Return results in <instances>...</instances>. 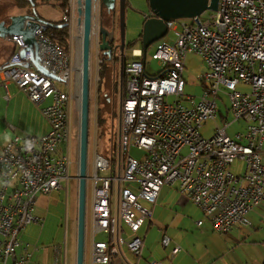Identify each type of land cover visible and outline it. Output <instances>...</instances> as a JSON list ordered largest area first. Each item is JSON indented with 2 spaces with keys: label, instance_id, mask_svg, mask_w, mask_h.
Masks as SVG:
<instances>
[{
  "label": "built area",
  "instance_id": "1",
  "mask_svg": "<svg viewBox=\"0 0 264 264\" xmlns=\"http://www.w3.org/2000/svg\"><path fill=\"white\" fill-rule=\"evenodd\" d=\"M75 10L70 0L60 23L27 19L36 47L29 48L21 35L4 37L18 49L0 71L1 85L8 90L14 83L33 103L43 104L50 131L15 136L0 153V264L31 263L33 252L21 234L32 223L42 224L35 214L39 196L65 189L74 178L75 67L70 48L61 45L54 29H67L72 38ZM207 12L198 21L166 22L167 35L175 39L158 47V76L148 75L140 49L132 50L124 67L117 156L94 148L88 174L93 190L90 264H115L124 248L141 258L145 238L140 231L153 214L142 202L156 206L166 185H177L223 234L250 226V213L264 202V0H218L217 10ZM100 44V52L93 54L97 93L106 62ZM190 53L208 66L199 100L184 92ZM241 84L251 90H239ZM222 95L229 97L227 116L246 122L245 135L232 138L228 122L212 137L201 134L206 121L224 116ZM133 147L144 153L141 160L131 154ZM237 160L245 163L239 176L232 172ZM59 249L56 264H65ZM181 250L176 246L173 253Z\"/></svg>",
  "mask_w": 264,
  "mask_h": 264
},
{
  "label": "rangeland",
  "instance_id": "2",
  "mask_svg": "<svg viewBox=\"0 0 264 264\" xmlns=\"http://www.w3.org/2000/svg\"><path fill=\"white\" fill-rule=\"evenodd\" d=\"M16 0H0V11L8 10V6H14ZM38 15L48 21V22H59L63 15V9L60 5L50 2L41 3L37 6ZM149 0H128V5L126 8V34L125 41L127 46L130 48V44H134L141 37L143 33V28L145 24V16L150 14ZM211 13L207 12L206 16ZM120 12L117 8V18L119 20ZM120 24V20H119ZM120 30V28H119ZM175 36L173 33L166 35L160 41L152 44L147 52L146 57V69L149 76H158L162 67L156 56V52L160 44L168 42V40H174ZM1 40V39H0ZM2 42V41H0ZM97 42H100L98 34H94L93 37V54L94 57L100 51L97 48ZM101 45V44H100ZM70 51L73 54L74 67H75V78L74 85L72 88L73 95V109H72V130L73 139L71 146V158L74 166L71 170V176L74 177L65 187L67 190L61 189L51 193L49 196L41 195L39 196L37 211L41 214H36V216L42 220V224L32 223L27 227V229L21 234L22 241L30 244L31 251L34 253L35 260L33 264H56V250H60L62 255L65 252L67 258V264H76V247H77V216H78V160H79V77H80V64H81V43H80V32L75 29L73 41L70 40ZM142 47V43L136 42L133 48ZM131 48L128 51V57L131 56ZM94 60V58H93ZM106 63V62H105ZM105 65V64H104ZM94 69V62H93ZM208 72V66L205 64L203 58L199 55L190 53L187 56L186 68H185V79L186 86L184 87V92L186 95H193L199 100V96L203 93L202 80L204 75ZM119 75V73H118ZM93 83V80H92ZM94 84V83H93ZM60 88L64 86L58 83ZM103 86V81L100 88ZM120 78H114L112 82V92L109 96L95 95V88L92 85L91 91V124H90V153H89V170L91 169L92 154L94 148L101 152L103 155H112V147L117 146L114 142L118 144L119 140V127H120V109H119V92H120ZM104 88V87H103ZM239 90L250 91L249 86L241 84ZM100 92V91H99ZM223 100L219 99L222 106L224 116L219 114V118L216 120H208L203 124L201 128V134L204 137H212L218 127H224L225 123H230L228 128V133L232 138H235L238 134L245 135L247 133V124L245 121H234V117L230 114L227 116L228 107L230 106L229 97L227 95H222ZM109 99V100H108ZM172 101V100H171ZM227 117V119H226ZM105 120L103 126L100 127L99 121ZM227 120V121H226ZM104 122V121H103ZM114 144V146H113ZM118 148L116 149V151ZM115 151V152H116ZM131 154L134 158L141 160L144 153L140 152L136 147L131 149ZM245 170V163L237 160L232 166V172L239 176ZM89 174V173H88ZM106 174V173H103ZM174 187L178 188L177 185L170 186L166 185L165 189L171 190ZM175 188V189H176ZM174 189V190H175ZM178 190V189H177ZM92 202H93V190L91 183L88 182V209H87V245H86V258L87 264L89 255L91 254L90 245V233H92ZM143 205L155 212L156 206L149 203L142 202ZM263 204V203H262ZM261 204V205H262ZM260 205V206H261ZM259 206V207H260ZM258 207V208H259ZM183 212L189 210L193 213H200L198 208L194 205L192 207H187L185 210L180 208ZM257 209V208H256ZM255 209V210H256ZM254 212V211H253ZM148 222L144 224L141 233L146 234L148 228ZM251 227V226H250ZM241 228V227H237ZM157 226H154L148 237L153 239L157 233ZM239 230V229H235ZM233 230L231 233H233ZM216 232V231H215ZM177 234V237H182L185 232L172 231L173 234ZM236 233V232H235ZM218 234V232H217ZM220 235V234H219ZM98 239H103L104 236L97 234ZM175 241L167 249L171 251L174 247ZM125 250V249H123ZM127 250V249H126ZM48 253V256L43 257V253Z\"/></svg>",
  "mask_w": 264,
  "mask_h": 264
},
{
  "label": "crops",
  "instance_id": "3",
  "mask_svg": "<svg viewBox=\"0 0 264 264\" xmlns=\"http://www.w3.org/2000/svg\"><path fill=\"white\" fill-rule=\"evenodd\" d=\"M62 17L59 22L51 23H60ZM0 39L2 41L0 42L1 71L18 48L12 42L4 38ZM70 39L73 41V37ZM139 39L138 42L142 43V35ZM133 49L142 50V47L131 48L130 51L132 52ZM130 58H132V54L128 57V59ZM106 66L108 67L104 76V88L101 91L104 97L109 96L112 92L114 78H120V72L118 75L114 63L107 61ZM97 94L101 96L100 92L97 93L95 90V95L97 96ZM43 106V104L33 103L14 83L8 85V90L5 89L1 85L0 76V153L15 136H44L48 134L50 126L42 113ZM11 127H14L15 130ZM165 187L161 190L155 212L153 211L152 218L148 222L146 234L143 235L142 230L140 231V235L145 238L141 258L138 259L124 248L123 254L115 259V264H152L153 262L158 264H264V202L254 212L250 213L251 227H235L228 233L217 234L211 219L196 205L201 214L186 209L192 207L194 203L183 196L178 188L174 187L167 191ZM38 201L35 214L41 216L37 211ZM180 208L187 211L183 214ZM200 221L203 222L201 226L198 225ZM154 226H157L158 230L155 237L150 239L148 234ZM233 230L235 231L231 233ZM172 231L185 233L178 238L176 233L172 235ZM126 236L130 238L132 234L128 232ZM174 241L175 245L171 251L167 250ZM176 246H180L182 250L174 254L173 251ZM42 255L46 258L48 253L44 252ZM90 255L88 264L91 263ZM35 256L33 253L30 264H33ZM65 264H67L66 256Z\"/></svg>",
  "mask_w": 264,
  "mask_h": 264
},
{
  "label": "water",
  "instance_id": "4",
  "mask_svg": "<svg viewBox=\"0 0 264 264\" xmlns=\"http://www.w3.org/2000/svg\"><path fill=\"white\" fill-rule=\"evenodd\" d=\"M30 13L15 15L9 18V23L0 22V38L9 35H21L29 48L36 47V39L32 30L28 29L25 21L29 18L43 20L37 11L33 0ZM78 12V28L81 43V64L79 77V160H78V216H77V247L76 264H86L87 245V209H88V173L90 153V124H91V91L93 71V37L96 28L95 14H106L116 21L117 8L120 16V36L122 50L126 46V8L128 0H76ZM150 14L145 16L142 33V61L146 62L149 47L160 41L168 33L166 22L176 20L198 21L207 11H215L218 0H149ZM48 22V21H46ZM51 23V22H49ZM103 23V22H102ZM58 27H65L59 25ZM102 43L100 50L113 61L114 55L110 49L111 35L108 28L102 24L100 27ZM123 63V62H122ZM38 67V60L36 61ZM162 76V75H161ZM124 83V68L120 67V127L122 114V96Z\"/></svg>",
  "mask_w": 264,
  "mask_h": 264
},
{
  "label": "flooded vegetation",
  "instance_id": "5",
  "mask_svg": "<svg viewBox=\"0 0 264 264\" xmlns=\"http://www.w3.org/2000/svg\"><path fill=\"white\" fill-rule=\"evenodd\" d=\"M75 14H74V22H75V29L79 30L78 28V12H77V3L75 0ZM5 11H0V22H7L9 23V18H11L12 16L15 15H21V14H27L28 12H26L25 10H23L22 8L18 7V5H14V6H8ZM103 22V23H102ZM95 23H96V28H95V32L94 34H98L99 39H100V43H102V37L100 35V27L102 24H104L108 30L110 31V35H111V43H110V49L114 55V60L110 61L108 56L105 55L104 52H102V54L105 56L106 59V63L108 62H112L115 64L116 70L119 73L120 72V67L121 65H123V68L125 67L126 63H127V59H128V51H129V47L124 46L123 50H122V42H121V36H120V24H119V20L116 16V21L114 22V19L112 17H107L106 14H95ZM74 29V32H75ZM123 62V63H122ZM120 88V87H119ZM123 91H124V83H123ZM120 94L121 92H119V109H120ZM123 98V96H122Z\"/></svg>",
  "mask_w": 264,
  "mask_h": 264
},
{
  "label": "trees",
  "instance_id": "6",
  "mask_svg": "<svg viewBox=\"0 0 264 264\" xmlns=\"http://www.w3.org/2000/svg\"><path fill=\"white\" fill-rule=\"evenodd\" d=\"M50 2H54V3L58 4V5H60L64 12H67L68 9H69L70 0H33V3L36 6L40 5L41 3H50ZM15 4L18 5V7L22 8L23 10H25L26 12H28V13L31 12L32 3L29 2V0H16ZM54 32L56 34L57 40L61 43V45L63 47H65L66 49H69L70 48L69 47L70 46V37L68 35L67 29H64V28L54 29ZM139 41H140V39H139ZM136 42H138V41H136ZM135 43L134 44H130V48H133ZM106 64L107 63H105L104 69H103V84H104V76L106 74V69L108 67V66H106ZM102 89H103V86H102V88L100 90V94L101 95H102V93H101ZM104 123H105V120L101 119L99 121L100 127L103 126ZM114 144L117 145V146H114ZM114 144H113L114 147H112V149H111L113 151L112 157H116L117 156L116 149L118 148V144H117V142L116 143L114 142Z\"/></svg>",
  "mask_w": 264,
  "mask_h": 264
}]
</instances>
